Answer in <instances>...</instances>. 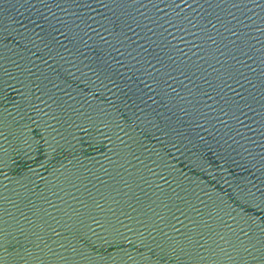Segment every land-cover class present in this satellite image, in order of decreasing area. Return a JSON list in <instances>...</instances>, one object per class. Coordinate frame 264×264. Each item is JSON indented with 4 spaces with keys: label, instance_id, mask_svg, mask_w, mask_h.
Here are the masks:
<instances>
[{
    "label": "water",
    "instance_id": "obj_1",
    "mask_svg": "<svg viewBox=\"0 0 264 264\" xmlns=\"http://www.w3.org/2000/svg\"><path fill=\"white\" fill-rule=\"evenodd\" d=\"M0 264H264V0H0Z\"/></svg>",
    "mask_w": 264,
    "mask_h": 264
}]
</instances>
